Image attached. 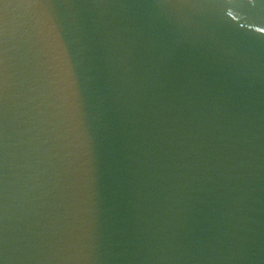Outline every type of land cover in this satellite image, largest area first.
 <instances>
[{
	"label": "water",
	"instance_id": "1",
	"mask_svg": "<svg viewBox=\"0 0 264 264\" xmlns=\"http://www.w3.org/2000/svg\"><path fill=\"white\" fill-rule=\"evenodd\" d=\"M0 264H264V0H0Z\"/></svg>",
	"mask_w": 264,
	"mask_h": 264
}]
</instances>
